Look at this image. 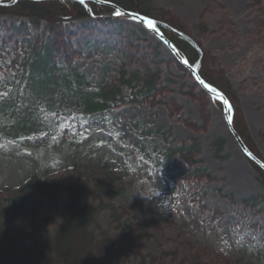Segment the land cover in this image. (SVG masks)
<instances>
[{
    "label": "rangeland",
    "instance_id": "374dc122",
    "mask_svg": "<svg viewBox=\"0 0 264 264\" xmlns=\"http://www.w3.org/2000/svg\"><path fill=\"white\" fill-rule=\"evenodd\" d=\"M142 2L144 9H162L175 15L208 53L209 69L225 74L238 96L248 135L264 157L263 11L250 6L252 0ZM261 7L264 8V0ZM118 18L113 24L96 19L68 23L74 34V49L68 55L60 54V62H64L61 65L70 62L88 78L104 79L106 85L115 81L112 70L119 69V61L125 63L129 72L143 67L141 53H148L147 60L151 59L154 46L160 41L138 20ZM21 20L0 16V46L4 44L9 50L14 42L20 43L23 37L32 35L31 25L23 35L5 29ZM127 30L140 37L132 42L133 46L139 44L138 50L128 47ZM106 41L115 44L118 51L111 55L98 51L97 47ZM158 47V59H162L160 84L167 86L166 81H171L169 89L155 97L161 102L121 104L109 114L107 111L88 114L79 128L68 120L51 139L47 134H39L0 145V206L8 207L3 220L10 227L26 225L31 221L35 202H41L34 221L39 227L41 219L54 216L58 205L54 197L73 177L118 174L114 185L125 189V194L112 202L124 207L128 215L121 226L110 221L109 211L102 212L101 219L121 240L124 250L133 254L128 264H181L194 252H200L208 264H264V212L254 213L227 197L232 194L240 201L261 195L258 208L264 210V184L258 181L257 173L241 150L223 108L207 95L200 97V86L190 72L176 63L168 47L162 44ZM2 59L9 60L10 55L0 50V62ZM12 75L9 68L0 70L3 82ZM169 99H174L176 109ZM48 119L51 123L56 120L54 116ZM135 120L147 130L163 127L164 138L146 136L144 140L146 146L156 142L159 150L171 147L176 151L166 161L157 154L159 166L164 162V168H152V163L140 155L136 144L143 137L132 125ZM219 137L224 140V149L218 155L213 142ZM191 143L198 144L199 149L187 159L178 150ZM198 167L205 168L210 175L191 176ZM174 171L188 176L168 175ZM102 198L104 202L111 201L108 195ZM197 200H203L201 205L207 204L206 211ZM219 214L220 220L215 221L213 215ZM136 219L147 227H139ZM47 226L53 228L54 223Z\"/></svg>",
    "mask_w": 264,
    "mask_h": 264
},
{
    "label": "trees",
    "instance_id": "16d2710c",
    "mask_svg": "<svg viewBox=\"0 0 264 264\" xmlns=\"http://www.w3.org/2000/svg\"><path fill=\"white\" fill-rule=\"evenodd\" d=\"M102 1L117 5L126 11L153 17L156 28L177 47L188 64L197 70L203 80L221 91L229 100L234 130L249 150L264 162V157L248 135L235 90L222 71L209 69L208 53L175 15L162 9H144L143 0ZM250 6H255L264 13L261 0H252ZM116 11V8L108 4L93 0H85L84 3L77 0H0V16L10 15L17 20L22 19L19 23L12 22L5 29L12 30L17 35L27 33L29 25L34 29L33 33L30 32L31 36L23 37L20 43L14 42L9 50L4 44L0 46L1 51H6L10 55L9 60H1L0 70L9 68L13 72L12 78L6 82L0 78V145L39 134H47L51 139L67 125L68 120L79 128L88 114L98 111H107L109 114L113 107L121 104L146 101L155 105L161 102L155 97L164 89H169L168 84L171 82L167 80V86L160 84L162 59H158L160 53L158 45L161 42L154 46L156 52L153 51L151 59L147 60L148 53H141L143 67H138L133 72H129L125 63L119 61V69L112 70L115 81L107 85L104 79L96 81L88 78L70 62L61 65L64 62L62 60V63L60 62V54L68 55L69 51L72 52L74 49L72 44L74 34L68 23L96 19L101 23L108 21L113 24L119 19L115 16ZM42 22L45 23L44 27L38 29ZM22 30L25 31L20 33ZM118 31L116 33H119ZM142 33H145V30H142ZM126 37L129 40L128 47L138 50L139 44L133 46L132 42L134 38L140 37L133 30H127ZM10 38L12 39L11 36ZM97 50L107 55L118 51L115 44L110 41L101 43ZM175 61L184 70L189 71L185 65L176 59ZM191 76L194 78L192 74ZM205 95L209 96L207 92L199 91L200 97ZM212 99L223 108L221 101ZM169 101L172 108L175 107L174 99ZM48 116H54L55 122L51 123ZM132 125L143 137L142 142L136 144L140 155L152 163V168H164L162 166L164 162L159 166L157 154L166 161L169 155L176 151L171 147L159 150L156 142L146 146L144 140L146 136L158 135L164 138L163 127L147 130L144 124L137 120L132 121ZM213 146L216 153L221 154L224 140L220 137L215 139ZM198 149V144L191 143L187 146L182 145L178 151L190 159ZM247 158L257 173L258 181L264 184V170L255 161ZM168 175L182 178L188 176L187 173L178 171ZM208 175L210 173L205 168L199 167L191 173V176L197 177ZM119 177L118 174L75 176L55 197L53 193H47L57 199L58 205L54 216L41 219L42 225L39 227L35 226L34 221L41 202H35L30 222L14 227L4 222L3 215L8 207L1 205L0 264H128L133 254L124 250L121 240L104 226L101 219V213L109 211L110 221L121 226L123 219L128 215L124 207L112 202L118 195L125 194V189L114 185ZM203 193L205 192L202 190ZM104 194L108 195L111 201L104 202L102 198ZM227 197L233 203L239 202L244 208L253 209L256 211L254 213L264 212L258 208L263 199L261 195L244 197L240 201L235 200L232 194ZM200 201L197 200L201 205L203 200ZM206 206L204 202L201 205L205 211ZM220 218V214L213 215L215 221H219ZM136 222L139 227H147V224L138 219ZM50 223H54L53 228L46 227V224ZM131 225L130 223L129 227L132 229ZM137 254L146 258L140 253ZM181 264L208 263L203 260L200 252H194Z\"/></svg>",
    "mask_w": 264,
    "mask_h": 264
},
{
    "label": "water",
    "instance_id": "95a60500",
    "mask_svg": "<svg viewBox=\"0 0 264 264\" xmlns=\"http://www.w3.org/2000/svg\"><path fill=\"white\" fill-rule=\"evenodd\" d=\"M34 1H40V0H34ZM77 1H81V0H77ZM93 1H96V2L101 3V4H108V5L116 8L117 11L123 13V15L133 17V18L135 17V19L139 20L143 24V26L146 27L147 29H150V28L146 26V20L147 19L154 20L153 18H150V17L145 16V15L140 14V13L126 11V10L120 8L119 6L114 5L112 3H109V2H104L101 0H93ZM150 30L163 44H165L166 47H168L170 49V51L174 55V58L177 59L180 63L184 64L189 69L191 74H193V76L195 77V81L200 86L201 90L206 91L210 96L217 98L218 100L222 101V103H223V99H227L221 91H219V90H216V92L212 91V87L205 80L202 79V77L199 75V73L197 72V70L195 68L190 66L185 61V59L180 55V53H179L178 49L175 47V45L168 38H166L157 28H156V31H153L152 29H150ZM223 107H224V115L226 117L227 123H228L229 127L231 128L241 150L243 151V153L246 156H248L249 158L254 160L264 170V162L261 161L259 158H257L249 150V148H247V146L244 144L243 140L240 138V136L233 129L232 122L229 123V117H231L232 108L230 110L229 107L227 105H225L224 103H223ZM229 110H230V113H229ZM248 153H250L251 155H249Z\"/></svg>",
    "mask_w": 264,
    "mask_h": 264
},
{
    "label": "snow or ice",
    "instance_id": "6c2138e0",
    "mask_svg": "<svg viewBox=\"0 0 264 264\" xmlns=\"http://www.w3.org/2000/svg\"><path fill=\"white\" fill-rule=\"evenodd\" d=\"M81 3H84V0H81ZM115 15L117 16H120V15H123V13L119 12V11H116L115 12ZM135 18V17H134ZM146 26L149 27L150 29H152L153 31H156V22L152 19H147L146 20ZM213 92H216V89L213 88L212 89ZM223 103L225 105H227L229 107V109L231 110V106H230V103L227 99H223ZM231 117H229V123H231ZM249 155H251L250 153H248Z\"/></svg>",
    "mask_w": 264,
    "mask_h": 264
},
{
    "label": "clouds",
    "instance_id": "9594fccd",
    "mask_svg": "<svg viewBox=\"0 0 264 264\" xmlns=\"http://www.w3.org/2000/svg\"><path fill=\"white\" fill-rule=\"evenodd\" d=\"M140 194V193H139ZM146 198H148V197H146Z\"/></svg>",
    "mask_w": 264,
    "mask_h": 264
}]
</instances>
